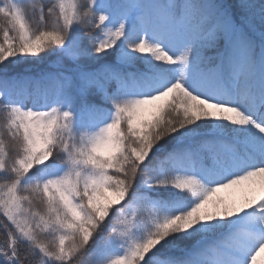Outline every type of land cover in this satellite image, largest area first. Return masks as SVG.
<instances>
[{
    "label": "snow or ice",
    "instance_id": "obj_1",
    "mask_svg": "<svg viewBox=\"0 0 264 264\" xmlns=\"http://www.w3.org/2000/svg\"><path fill=\"white\" fill-rule=\"evenodd\" d=\"M0 264H264V0H0Z\"/></svg>",
    "mask_w": 264,
    "mask_h": 264
},
{
    "label": "trees",
    "instance_id": "obj_2",
    "mask_svg": "<svg viewBox=\"0 0 264 264\" xmlns=\"http://www.w3.org/2000/svg\"><path fill=\"white\" fill-rule=\"evenodd\" d=\"M210 54V53H209Z\"/></svg>",
    "mask_w": 264,
    "mask_h": 264
}]
</instances>
